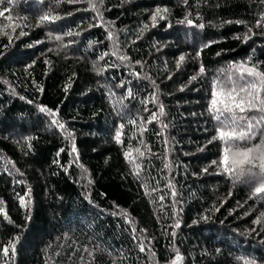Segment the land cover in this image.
<instances>
[{"label": "trees", "instance_id": "trees-1", "mask_svg": "<svg viewBox=\"0 0 264 264\" xmlns=\"http://www.w3.org/2000/svg\"><path fill=\"white\" fill-rule=\"evenodd\" d=\"M97 7L102 21L88 0H13L0 6L10 9L0 17V27L10 25L7 35L0 34V250L19 237L14 260L0 255V264H168L173 247L183 264H242L238 256L264 264V193L252 197L257 180L245 176L234 183L212 164L223 145L209 143L216 133L207 111L212 82L230 62L251 57L264 71V24L255 27L264 3L97 0ZM158 7L169 11L152 26ZM46 13L61 19L38 23ZM186 15L193 26L180 23ZM109 25L128 61L112 54ZM249 27L254 34L245 43ZM201 65L205 73L198 75ZM193 76L198 78L190 82ZM154 91L158 103L151 102ZM160 104L165 114L148 123ZM41 106L57 112L72 139ZM161 122L168 127L157 135ZM259 142L257 137L252 144ZM129 147L145 152L132 153L142 181L124 157ZM169 181L178 193L175 201ZM142 182L157 191L146 196ZM20 197L31 200L29 207L21 206ZM177 218L180 227L174 229ZM257 218L261 223H254ZM141 240L145 252L138 247Z\"/></svg>", "mask_w": 264, "mask_h": 264}, {"label": "snow or ice", "instance_id": "snow-or-ice-1", "mask_svg": "<svg viewBox=\"0 0 264 264\" xmlns=\"http://www.w3.org/2000/svg\"><path fill=\"white\" fill-rule=\"evenodd\" d=\"M5 2L8 4H12L13 0H0V6H2ZM69 3H79L80 0H68ZM186 2V0H185ZM264 3V0H261ZM89 6L92 10L97 12L98 18L102 21L103 17L99 13V9L97 7V0H88ZM99 3H103V0H99ZM10 11L9 8H3L0 10V17H3L5 12ZM169 10L167 8H156L155 12L151 15L152 26H155L158 19L163 20L165 19V13ZM71 15V13L69 14ZM7 19L9 21L12 20L11 16H8ZM61 19L60 16L50 15L48 13L44 14L40 17L38 23L43 22H55L56 20ZM235 23H243V21H234ZM180 23H186L189 26H193V21L189 18V16H185ZM223 23H233V21H223ZM262 24H264V11L259 13V18L255 22V27L259 28ZM10 25H4L0 27V34L7 35L4 31V28L9 27ZM93 26V25H90ZM200 28H203V24L196 25ZM19 27V24H16L12 27V31L14 32L16 28ZM147 25L141 29L140 35H143V31L147 29ZM248 33H253L252 27H249L247 33L243 36V42H247L251 39V36ZM77 35L79 33H76ZM254 34V33H253ZM20 35H26L23 31L20 32ZM67 35L71 36L73 33L70 31ZM49 38H53L52 34L49 33ZM107 38L113 42V55H117L118 59L123 63L129 60V57L119 53V48L116 47L117 41L115 39V33L111 31L110 25L109 30L107 33ZM236 39H240L239 36L235 37ZM9 41H12V36H8ZM55 40H61L60 36H55ZM218 42V41H217ZM37 43H41V41H37ZM214 43V42H210ZM210 44L204 45V47H209ZM107 55V53H105ZM197 57H199L200 52H197ZM220 55V53H217ZM103 59V57H101ZM185 60V57L182 55L179 57L177 61V68L180 67L181 63ZM46 63H48L46 61ZM137 64L140 62L137 61ZM31 65H29L30 67ZM205 73V68L201 65L198 75H203ZM137 78H140L139 73L133 72ZM171 78V77H170ZM198 77L193 76L190 78V82L196 80ZM6 83V81H5ZM67 87L65 86V91H67ZM183 91V88L181 89ZM128 95H132L131 89L128 91ZM20 99H25L24 97H20ZM31 102V101H29ZM151 102L158 103V95L157 92L154 91L151 94ZM41 112H48V114L53 117L52 124L56 127L60 128L66 133V138L72 139L73 134L68 132L65 129L63 123H61L58 119H56L57 112L49 110L43 106L39 108ZM148 109L145 108V111ZM207 111L212 120L215 121V136L212 137L213 141H220L222 142V151L221 156L218 161H212L213 165H216L219 169L222 170L224 174H227L229 177L233 178V182L240 180L241 177H251L258 182V186L254 188L252 193V197L258 196V194L264 193V71L260 70L259 66L256 64L251 63V57L248 58L247 61H240V62H230L226 69H221L220 73L217 77L213 80L211 86V99L208 102ZM165 114L163 104L159 105V112L152 113L150 119L147 121L148 123H152L153 120H157L159 116H163ZM130 124H135L134 120L128 121ZM168 127L167 124L161 122V132L157 135L163 133V131ZM124 128V124H120L119 128L115 132L114 139L117 144L122 143V129ZM143 125H141V131H144ZM257 137L260 138V142L258 144H252V141ZM31 137H26V141H30ZM143 143V141H141ZM170 141L165 138L164 144L166 146V152L168 149ZM251 145V146H249ZM29 147H31L29 143ZM145 147H147L145 145ZM64 151V149H61ZM133 151L137 154L138 157H144L145 152L141 151L140 148L132 149L131 147L128 148L124 152V157L129 163L133 165L131 174L138 180L142 181V177L140 175L141 168L140 164L137 162L136 158L132 156ZM150 151V149H149ZM72 153H77V149L73 140L72 143ZM71 154V153H70ZM59 155V153H57ZM78 159V154H77ZM167 160V157H165ZM7 163H12L11 161H7ZM170 162L164 163V168L170 169L171 168ZM12 167L15 168V164L12 163ZM82 167V166H81ZM19 172V169H16ZM204 172H207V168L203 169ZM86 172V170H85ZM22 175V173H20ZM92 181L89 180V183ZM141 187L145 189V195L151 196L152 192L157 191V189L149 188V185L146 183H141ZM167 187L171 189V195L175 201V198L178 196L176 191L175 185L169 181ZM29 193L25 195L30 196ZM250 197V198H252ZM164 196H160V200H164ZM3 202L0 201V204ZM20 203L22 207H29L31 200L29 199L27 202L25 201L24 197H20ZM0 212H3V209L0 208ZM122 215L125 216L127 219V212L121 211ZM5 219H8L7 215L5 214ZM30 218V216L28 217ZM261 218H264V213H261ZM261 218H257L254 223H261ZM131 223V221H128ZM196 223V221H193ZM174 229L180 227V220L177 218L175 220ZM133 239H137L135 233L137 229L133 227ZM143 232V229L139 230ZM173 239L176 236L175 230L171 233ZM65 240L68 239L67 234L64 237ZM19 240V237H14L12 240L8 241V244L5 245L2 250H0V255L5 258L13 259L16 255V242ZM51 247V246H49ZM63 247V246H60ZM138 247L141 252H145V245L144 241H139ZM11 251V257H9V252ZM89 257L93 256V252L89 251V249L84 248L83 250ZM152 256L155 255L154 252L149 248L147 249ZM171 251L174 253V256L170 258L168 264H183L184 257L181 255L178 248L173 247ZM220 250L217 249V252ZM57 256L60 255L59 252L56 253ZM83 259V257H81ZM238 262H242V264H256L254 258H248L245 256H238L236 257ZM47 264V262H46ZM115 264V262H113Z\"/></svg>", "mask_w": 264, "mask_h": 264}]
</instances>
